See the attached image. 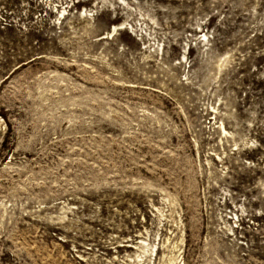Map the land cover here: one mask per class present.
<instances>
[{
	"label": "rangeland",
	"instance_id": "374dc122",
	"mask_svg": "<svg viewBox=\"0 0 264 264\" xmlns=\"http://www.w3.org/2000/svg\"><path fill=\"white\" fill-rule=\"evenodd\" d=\"M0 264H264V0H0Z\"/></svg>",
	"mask_w": 264,
	"mask_h": 264
}]
</instances>
